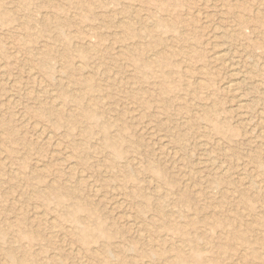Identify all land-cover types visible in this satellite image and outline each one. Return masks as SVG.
Here are the masks:
<instances>
[{
    "label": "rangeland",
    "instance_id": "1",
    "mask_svg": "<svg viewBox=\"0 0 264 264\" xmlns=\"http://www.w3.org/2000/svg\"><path fill=\"white\" fill-rule=\"evenodd\" d=\"M263 133L264 0H0V264H264Z\"/></svg>",
    "mask_w": 264,
    "mask_h": 264
},
{
    "label": "bare ground",
    "instance_id": "2",
    "mask_svg": "<svg viewBox=\"0 0 264 264\" xmlns=\"http://www.w3.org/2000/svg\"><path fill=\"white\" fill-rule=\"evenodd\" d=\"M136 7V6H135ZM259 11V10H258ZM253 28V27H252ZM239 42V41H238ZM221 44V43H220ZM223 53V52H222ZM232 54V53H231ZM226 59V55L225 54H221L220 52L219 53H217V54H215V56H214V60L215 61H217V62H222V61H224ZM224 63V62H223ZM237 63V62H236ZM76 64H78V63H76ZM222 64V63H221ZM230 64V63H229ZM229 67V73H231V76H233V77H237V73L235 72L236 70H235V67L234 66H232L231 64L228 66ZM27 71V70H26ZM30 71V70H29ZM30 73V72H29ZM244 80V79H243ZM232 81V80H231ZM230 83V82H229ZM228 84V83H227ZM237 84V83H236ZM236 84L234 83V84H229L227 87H226V89H227V91L229 92V93H231L234 97H236L237 95H236V92H237V86H236ZM226 85V84H225ZM30 91V90H29ZM230 98V97H229ZM10 100V99H9ZM194 111V110H193ZM263 130V129H262ZM37 133V132H36ZM264 134V133H263ZM69 165V164H68ZM72 165V164H71ZM38 168V167H37ZM216 168V167H215ZM131 223V222H130ZM207 223V222H206ZM213 223V222H212ZM214 223H216V222H214ZM213 223V224H214ZM139 225V224H138ZM236 237V236H235ZM236 239V238H235ZM240 240V239H239ZM238 240V241H239ZM245 241V240H244ZM239 244V243H238ZM237 245V244H236ZM243 245H245V244H243ZM240 246H241V244H240ZM154 248V247H153ZM241 248H243L242 246H241ZM244 249V248H243ZM238 251V250H237ZM239 251H241V249H239ZM241 253V252H240ZM243 254V253H242ZM241 254V255H242ZM243 256V255H242ZM240 257V256H239ZM182 260V259H181ZM240 261V260H239ZM223 263V262H222ZM247 263V262H246ZM226 264V263H225ZM241 264H243V263H241Z\"/></svg>",
    "mask_w": 264,
    "mask_h": 264
}]
</instances>
